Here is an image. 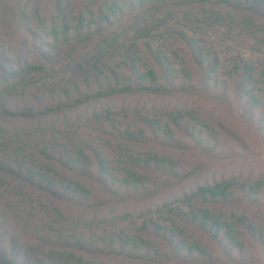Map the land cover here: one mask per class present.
Wrapping results in <instances>:
<instances>
[{
    "label": "trees",
    "instance_id": "obj_1",
    "mask_svg": "<svg viewBox=\"0 0 264 264\" xmlns=\"http://www.w3.org/2000/svg\"><path fill=\"white\" fill-rule=\"evenodd\" d=\"M263 156L264 0H0V264H264Z\"/></svg>",
    "mask_w": 264,
    "mask_h": 264
},
{
    "label": "rangeland",
    "instance_id": "obj_2",
    "mask_svg": "<svg viewBox=\"0 0 264 264\" xmlns=\"http://www.w3.org/2000/svg\"><path fill=\"white\" fill-rule=\"evenodd\" d=\"M239 129H241L240 131L249 137L250 143H252L253 145L257 144L254 141L256 139L253 135H251L250 133L244 132L241 127ZM232 146L234 148L233 151H228V152L225 151L224 154L227 155V157H230V156L231 157L233 156V157L228 161H224L223 163L217 162V164L213 166V169L215 172H217V175H219L222 172L228 175L229 173H231V171L240 169L241 167L246 170H248V167L249 168L251 167V165L248 164L249 162H251V160L247 159L249 157L246 154H243L241 151H236L234 145ZM257 163L259 164L261 163V158L259 159V162Z\"/></svg>",
    "mask_w": 264,
    "mask_h": 264
}]
</instances>
